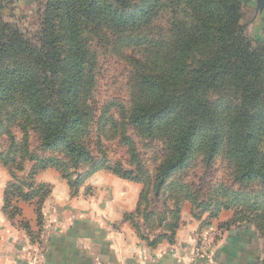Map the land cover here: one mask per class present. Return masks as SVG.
Here are the masks:
<instances>
[{
  "label": "trees",
  "instance_id": "trees-1",
  "mask_svg": "<svg viewBox=\"0 0 264 264\" xmlns=\"http://www.w3.org/2000/svg\"><path fill=\"white\" fill-rule=\"evenodd\" d=\"M123 1L129 0H115L116 4ZM148 2L124 11L113 10L102 0H55L44 9V37L33 44L18 30L0 23V109L18 95L27 113L43 125L45 148H63L83 158V148L76 141L84 122L78 105L97 66L95 54L88 50L93 35L108 25L135 32L160 18L166 22L167 33L162 40L118 42L149 44L158 47L159 56L165 55L163 60L158 56L154 65H139V97L129 115L130 122L145 134L167 131L169 151L157 174L159 185L187 169L199 155L206 165L211 164L225 148L234 163L236 181L257 182L264 191V39L246 36L239 24L241 0ZM85 33L90 37H84ZM61 43L65 53L60 52ZM209 47L207 55L199 56ZM14 56L33 61L36 72L10 66L8 59ZM47 80L52 82L44 85ZM221 88L236 100L210 106L206 96ZM1 124L0 117V135ZM223 208L220 211L230 210ZM232 212L233 224L246 220L264 238V224L245 219L239 210ZM161 239L146 241L154 244Z\"/></svg>",
  "mask_w": 264,
  "mask_h": 264
},
{
  "label": "rangeland",
  "instance_id": "rangeland-1",
  "mask_svg": "<svg viewBox=\"0 0 264 264\" xmlns=\"http://www.w3.org/2000/svg\"><path fill=\"white\" fill-rule=\"evenodd\" d=\"M53 2L55 0H0V23L18 30L28 42L37 43L44 37L41 35L44 9ZM102 2L113 10L124 11L149 3L148 0H129L121 4H116L115 0ZM146 24L135 32L108 25L91 39L88 50L95 54L97 66L92 79L86 82L87 93L78 105L84 113V122L76 141L83 148V158L70 155L63 148H45L43 125L27 113V106L18 95L1 107L4 132L0 135V175L5 173L7 177L2 191V213L12 224L17 223L27 231L29 248L22 255L25 264H32L34 259L35 264H42L47 253L51 231L44 210L54 186L38 182V177L48 171L65 185L64 194L71 198L82 197L99 213L106 212L109 197L122 195L126 188L132 198L131 209L114 225L116 228L123 224L129 226L141 241H156L159 237L169 243L171 240L168 239L173 234L175 237L179 228L198 223V233L192 239L195 250L202 231L209 228L212 214L226 206L231 210L227 211L239 210L245 219L264 224V216H260L264 215L263 186L257 182H237L234 163L225 148L220 149L211 164L206 165L203 156L199 155L187 169L175 172L159 185L157 174L169 151L167 131L145 134L129 119L139 97L136 71L140 69L139 65L158 63V47L118 45L124 40H162L167 35L164 20L156 18ZM239 24L245 27L248 38L264 39V3L241 0ZM84 37L90 35L85 33ZM208 49L210 47L199 52V56L207 55ZM65 51L66 47L61 43L60 52ZM159 57L163 60L165 55ZM8 64L24 67L32 74L36 72L30 59L14 56L8 59ZM51 82L47 80L44 85ZM206 100L210 106H215L222 101L234 102L236 97L221 88L210 92ZM20 202L34 206L37 221L34 233L21 219ZM257 215L261 217L259 221ZM236 224L247 223L238 219ZM259 238L264 255V238Z\"/></svg>",
  "mask_w": 264,
  "mask_h": 264
},
{
  "label": "crops",
  "instance_id": "crops-1",
  "mask_svg": "<svg viewBox=\"0 0 264 264\" xmlns=\"http://www.w3.org/2000/svg\"><path fill=\"white\" fill-rule=\"evenodd\" d=\"M6 181L3 173L0 175V264H25L22 255L29 248L27 231L17 223L12 224L2 213ZM38 182L54 186L44 210L51 236L42 264H262L264 260L258 233L250 225L233 224V212L223 210L209 220V228L202 232L217 229L219 234L210 248V259L192 263V239L198 233V223L179 228L169 243L161 240L150 244L139 240L129 226L114 225L131 209L132 198L126 188L122 195L109 197L106 212L99 213L82 197L64 194L66 187L53 172L40 174ZM18 209L30 232L37 231L34 206L20 202Z\"/></svg>",
  "mask_w": 264,
  "mask_h": 264
},
{
  "label": "built area",
  "instance_id": "built-area-1",
  "mask_svg": "<svg viewBox=\"0 0 264 264\" xmlns=\"http://www.w3.org/2000/svg\"><path fill=\"white\" fill-rule=\"evenodd\" d=\"M218 234L216 229H208L205 233H202L200 236V242L196 246L195 250H193L191 254L192 263L198 259H210V248L214 243L216 235ZM36 260L32 261V264H35Z\"/></svg>",
  "mask_w": 264,
  "mask_h": 264
},
{
  "label": "water",
  "instance_id": "water-1",
  "mask_svg": "<svg viewBox=\"0 0 264 264\" xmlns=\"http://www.w3.org/2000/svg\"><path fill=\"white\" fill-rule=\"evenodd\" d=\"M261 2H263V3H264V0H261Z\"/></svg>",
  "mask_w": 264,
  "mask_h": 264
}]
</instances>
